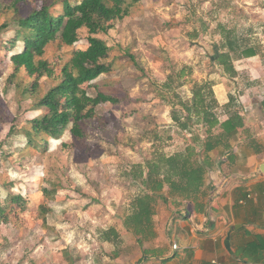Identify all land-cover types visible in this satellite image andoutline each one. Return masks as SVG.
I'll list each match as a JSON object with an SVG mask.
<instances>
[{
  "label": "rangeland",
  "instance_id": "rangeland-1",
  "mask_svg": "<svg viewBox=\"0 0 264 264\" xmlns=\"http://www.w3.org/2000/svg\"><path fill=\"white\" fill-rule=\"evenodd\" d=\"M62 1L0 0V26L8 25L0 30V207L7 218L0 220V264H117L121 245L139 244L125 223L142 194L141 165L205 135L202 125L189 134L174 120L186 116L195 90L211 88L219 103L213 86L224 85L223 98L248 123L257 120L256 103L264 104V0H129L130 14L96 35L110 47L103 61L112 70L80 84L119 102L99 104L81 125L83 137L68 126L43 149L29 145L25 132L49 112L38 102L61 82L73 51L88 46L89 32L80 29L72 46L61 38L46 46L51 76L17 69L10 58L23 43L5 42L17 35L18 18L43 5L57 15ZM228 40L241 48H224ZM250 46L257 54L242 56ZM228 50L234 77L217 61ZM225 105L214 108L221 120ZM18 196L23 201L13 203Z\"/></svg>",
  "mask_w": 264,
  "mask_h": 264
},
{
  "label": "trees",
  "instance_id": "trees-1",
  "mask_svg": "<svg viewBox=\"0 0 264 264\" xmlns=\"http://www.w3.org/2000/svg\"><path fill=\"white\" fill-rule=\"evenodd\" d=\"M132 4L129 0H79L75 3L63 0L62 12L57 15L51 12L50 7L43 5L34 8L27 17L18 18L17 35L5 44L14 47L22 41V49L13 53L10 59L17 69L24 67L30 75L53 74L49 61L42 58L50 42L61 38L63 43L72 46L79 39L80 29L87 28L89 32L88 46L73 51L70 61L62 68L61 82L51 87L38 102V109L48 108L49 112L43 119L32 121L31 129L25 132L29 145L43 149L50 137L60 138L68 126L74 137H83L85 133L81 125L94 117L95 108L99 104L119 102L117 97L105 92H99L96 96L89 95L81 89L80 84L90 83L112 70L111 64L103 61L108 57L110 47L96 35L108 32L114 20L128 16ZM7 26L1 25L0 30ZM237 44L228 40L223 46L235 50L241 48ZM231 50L221 51L217 61L226 73L234 77L236 70ZM256 54L257 50L252 46L243 48L241 52L242 56ZM194 95L191 105H183L186 116L179 118L176 115L174 120L186 131H191L192 125H202L205 135L196 133L185 150L173 155L160 152L147 162L148 172L143 180L147 189L136 199V207L125 223L135 233L140 245L142 238L152 232L156 200L160 197L165 202L170 199L177 202L181 199L194 200L201 195L206 185V175L213 167L209 153L219 147L229 150L231 139L245 125L244 115L234 109L230 102L224 106L228 117L220 119L214 112V108L220 104L211 88L200 87ZM61 98L64 99L63 103L60 102ZM142 176L143 171H140L137 177ZM166 187L168 194L163 193ZM44 192L52 193L47 189ZM21 200V196L15 200L12 198L13 203ZM0 220H7L1 207Z\"/></svg>",
  "mask_w": 264,
  "mask_h": 264
},
{
  "label": "crops",
  "instance_id": "crops-1",
  "mask_svg": "<svg viewBox=\"0 0 264 264\" xmlns=\"http://www.w3.org/2000/svg\"><path fill=\"white\" fill-rule=\"evenodd\" d=\"M213 87L219 104H227L229 99L225 95L223 98L225 86ZM261 104L256 103L251 112L257 120L248 123L245 119V125L231 139L229 150L219 147L209 153L213 167L206 175L203 193L194 200L177 202L172 199L165 202L159 197L154 206L152 232L141 236V245L137 244L135 249L133 245L128 247L127 242L121 245L117 264H264V174L260 171L264 163V104ZM256 121H261L262 126L255 125ZM142 171L144 192L146 163L141 165ZM163 193L168 194L167 187ZM173 243L178 245L177 249Z\"/></svg>",
  "mask_w": 264,
  "mask_h": 264
},
{
  "label": "water",
  "instance_id": "water-1",
  "mask_svg": "<svg viewBox=\"0 0 264 264\" xmlns=\"http://www.w3.org/2000/svg\"><path fill=\"white\" fill-rule=\"evenodd\" d=\"M260 171H261V173L264 174V163H262V164L260 165Z\"/></svg>",
  "mask_w": 264,
  "mask_h": 264
},
{
  "label": "built area",
  "instance_id": "built-area-1",
  "mask_svg": "<svg viewBox=\"0 0 264 264\" xmlns=\"http://www.w3.org/2000/svg\"><path fill=\"white\" fill-rule=\"evenodd\" d=\"M173 247H174L175 249H177V248H178V245H177L176 243H173ZM216 264H220V263H216Z\"/></svg>",
  "mask_w": 264,
  "mask_h": 264
}]
</instances>
